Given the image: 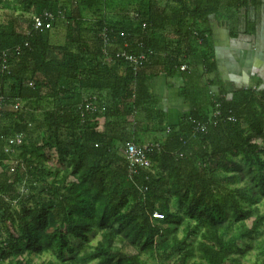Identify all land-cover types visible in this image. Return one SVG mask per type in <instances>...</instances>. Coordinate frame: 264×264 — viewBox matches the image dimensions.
Wrapping results in <instances>:
<instances>
[{
	"label": "trees",
	"instance_id": "1",
	"mask_svg": "<svg viewBox=\"0 0 264 264\" xmlns=\"http://www.w3.org/2000/svg\"><path fill=\"white\" fill-rule=\"evenodd\" d=\"M262 2L0 0V53L21 46L0 73V96L21 104L0 117V264H240L251 251L264 264V91L220 90L193 105L197 67L215 71L210 19L235 30L240 11ZM43 11L59 13L63 44L52 30L25 34ZM124 44L147 55L136 70L114 56ZM176 73L191 107L168 127L149 83ZM87 96L104 112L80 114ZM215 111L216 125L192 135ZM129 119L132 141L107 130ZM146 133L159 148L129 176L122 149Z\"/></svg>",
	"mask_w": 264,
	"mask_h": 264
},
{
	"label": "crops",
	"instance_id": "2",
	"mask_svg": "<svg viewBox=\"0 0 264 264\" xmlns=\"http://www.w3.org/2000/svg\"><path fill=\"white\" fill-rule=\"evenodd\" d=\"M262 1L258 7L251 6L240 11L235 30L225 20L210 19L208 22L215 71L205 73L202 67H197L201 90L193 105L203 106L207 94L216 95L220 90L227 98L231 96V92L241 88L264 91V0ZM58 28L63 31L62 41L59 43L63 44L65 37L62 24L51 30L56 31ZM53 33L51 31V42ZM183 86L184 79L180 73L169 77L162 74L149 83V91L156 100V108L163 115V122L168 127L177 125L190 112L191 106L181 94ZM129 121L131 120L112 129L116 136L126 141H132L133 138V128ZM103 123L104 119L99 118V131L103 130ZM119 129L121 131L117 132ZM155 136L156 134L146 133L143 137L144 143H149Z\"/></svg>",
	"mask_w": 264,
	"mask_h": 264
},
{
	"label": "built area",
	"instance_id": "3",
	"mask_svg": "<svg viewBox=\"0 0 264 264\" xmlns=\"http://www.w3.org/2000/svg\"><path fill=\"white\" fill-rule=\"evenodd\" d=\"M59 16V13L53 14L49 11H43L42 13L33 16L31 19L30 28L25 30V34L28 36L32 32H41L45 30L52 29V22ZM101 37L105 41L104 34ZM24 47L27 46V42H24ZM21 46H15L13 48L6 49L0 53V73L1 74H9V61L8 58L11 54H19ZM114 56L119 59H123L125 62L130 64L133 70H136L142 63L147 60V55L138 54L134 55L128 51V46L124 44V46L118 50H115ZM180 71L185 69L184 66H181ZM7 103L0 96V117L3 114V110L7 107ZM12 110H17L21 107L19 102H15L12 105H8ZM77 109L82 113L95 114L104 112L105 107L102 104H99L96 96H87L82 98L80 103L77 105ZM219 115L218 111L212 116V119H209L206 122H193V127L191 130V134L203 133L207 130V128L211 125H216L218 119L216 118ZM227 120H233L228 117ZM8 146L16 145L21 143V137L19 135H15L14 137L7 140ZM159 146L157 143H144L142 145H138L133 142H127L123 149L122 155L127 163V170L129 176L137 173L139 170H148L151 166V162L148 158V155L151 154L154 150L158 149ZM153 218L161 219V214L154 212L152 214Z\"/></svg>",
	"mask_w": 264,
	"mask_h": 264
},
{
	"label": "rangeland",
	"instance_id": "4",
	"mask_svg": "<svg viewBox=\"0 0 264 264\" xmlns=\"http://www.w3.org/2000/svg\"><path fill=\"white\" fill-rule=\"evenodd\" d=\"M23 17L24 18H27L29 16L28 15H25ZM58 24H60V23H56V25H58ZM22 26L25 27V23L23 21H22ZM52 32H54L53 33L54 35L52 36V40H53L52 42H54L55 44H59L62 41V39H61V32H63V31L61 30V28H58V29H56V31L52 30ZM113 128L114 127H109L107 130H111L112 131ZM125 128H127V127H125ZM122 130H124V128ZM119 131H121V129H119L117 132H119ZM38 138H39L38 133L37 132L36 133H33L32 140L31 141L38 140ZM99 239H100L99 233L94 232V233L90 234L89 235L88 245L89 246H94ZM254 255H255V251L249 252L244 258H241L240 259V264H253V262L255 260ZM47 259H49V256L48 255H45V256L40 257V258H34L33 259V263L34 264H39L43 260H47Z\"/></svg>",
	"mask_w": 264,
	"mask_h": 264
}]
</instances>
